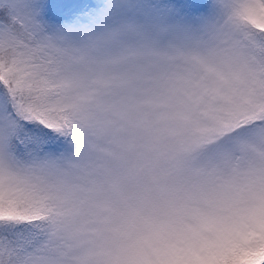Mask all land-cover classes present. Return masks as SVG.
<instances>
[{
    "label": "snow or ice",
    "instance_id": "6c2138e0",
    "mask_svg": "<svg viewBox=\"0 0 264 264\" xmlns=\"http://www.w3.org/2000/svg\"><path fill=\"white\" fill-rule=\"evenodd\" d=\"M0 264H264V0H0Z\"/></svg>",
    "mask_w": 264,
    "mask_h": 264
}]
</instances>
